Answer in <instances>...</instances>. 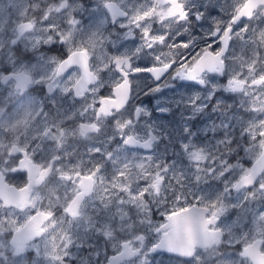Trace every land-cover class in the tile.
Instances as JSON below:
<instances>
[{"label":"snow or ice","instance_id":"1","mask_svg":"<svg viewBox=\"0 0 264 264\" xmlns=\"http://www.w3.org/2000/svg\"><path fill=\"white\" fill-rule=\"evenodd\" d=\"M147 79L203 90L157 105L178 129L132 103ZM4 92L0 264H264V0H0Z\"/></svg>","mask_w":264,"mask_h":264},{"label":"flooded vegetation","instance_id":"2","mask_svg":"<svg viewBox=\"0 0 264 264\" xmlns=\"http://www.w3.org/2000/svg\"><path fill=\"white\" fill-rule=\"evenodd\" d=\"M140 2H142V0H140ZM220 2H222V0H214V3H216L217 5H219ZM210 14L212 16L222 15V13H220V11H219L218 6L211 8L210 9ZM225 18H227V17H225ZM84 19H85V22H87V17H85ZM159 27H160L159 23H155L153 25L154 29H158ZM205 27H207V25H205ZM194 32L196 34H199L200 28L197 27L196 29H194ZM176 42L177 43L181 42V38H177ZM125 43L127 44V43H132V42H125ZM52 51L54 53H57V49L56 48H54ZM165 51H167V49H165ZM217 79H219L221 83H226V79L225 78H217ZM149 85H152V81L150 79L141 80L140 81L138 89H137L139 94L134 96V98L132 100V103L133 104H143L144 106H146L152 112V118L154 120L160 119V120L164 121L167 118L166 125L161 124L162 127H166L167 129H170L172 127V125L174 123H176V122H179L180 124H182L183 115L184 114H183L182 111H178V106H175L174 104L171 105L172 106V111L171 112H169V113H160V112L156 111L157 105L159 103L163 102V101H166V100L167 101H171L173 99H177L178 97H180L181 93L188 94V93H191L192 91H196V90L203 91L202 89H199L198 86L196 88L177 87L176 89H173V90L166 89V90H164L161 93H157V94H154V95H151V96L144 95V92L147 91V88H148ZM152 86H154V85H152ZM141 90H143V91H141ZM102 94L107 95L108 94V89L107 88L103 89L102 90ZM223 96L228 100L229 103L232 102L231 94L224 93ZM0 98H2V106L5 109H7V110H10L12 108V105L17 103V99L16 98L9 99L7 97V93L6 92L0 93ZM209 115L211 116L212 120H215L217 123H219V119H218L217 114H211L210 110H209ZM209 115H208V117H207V119L205 121L207 124L209 123ZM257 115L259 117H261L260 114H257ZM188 123H189L190 127L192 128V130L196 133L197 141H199L198 140V135H201L202 132L200 131V129H203V128L199 127L200 121L193 118L190 121H188ZM33 126L34 127H38L39 126V121H36ZM164 143H166V142H164ZM114 146L115 145H112V147H114ZM141 152L143 153V150H141ZM254 154H255L254 160H250L249 159V157H250L249 155L244 156L243 152L240 153V156H244L245 157V159L243 158V160H242V161H244V166L247 167V168L259 169L258 173H257L259 175L260 172H264V162H263L264 161V157H262L260 155V152H258V151H256ZM173 158H175L174 155H173ZM258 161H260V165H258ZM233 162H235V161L233 160ZM210 183L213 184V186H215V182H210ZM206 190H211V189H209L208 186H207ZM154 218L157 221L162 219L158 212L156 213ZM231 218H235V213L231 214ZM16 219L18 220V223H20V224L24 223V217H22V216L21 217H17ZM109 255H111V250H109ZM214 259L215 258H213V260ZM155 264H176V260H175V258L171 257V255L168 254V253H162V254L156 256Z\"/></svg>","mask_w":264,"mask_h":264},{"label":"rangeland","instance_id":"3","mask_svg":"<svg viewBox=\"0 0 264 264\" xmlns=\"http://www.w3.org/2000/svg\"><path fill=\"white\" fill-rule=\"evenodd\" d=\"M226 2V0H222V2H220L219 4H223V3H225ZM227 2L228 3H230L231 2V0H227ZM219 8V7H218ZM177 99H180V97H178ZM178 111H182L183 112V117L184 116H187L189 113H188V111H187V109H185V108H183V106H178ZM207 117H208V115H205V114H201V115H198V116H196L194 119H196V120H199L200 121V124H199V127H201V128H204L205 127V125L207 124L205 121H206V119H207ZM261 119H264V116H261L260 117ZM157 121H159L161 124H163V125H166V123H167V118L163 121V120H160V119H157ZM180 123L179 122H176V123H174L173 125H172V127L170 128V130H176V129H178L179 127H180ZM208 135H210V134H205V133H201V135H198V140L199 141H197V142H204L207 138H208ZM158 149L159 150H163L162 149V146H160V145H158ZM256 151H253V152H250L248 155L250 156L249 157V159L250 160H254V157H255V153ZM258 152H260V151H258ZM242 157H244V156H242ZM166 159H169V160H172V159H174L173 158V155H169L168 157H166ZM244 159H245V157H244ZM242 163L244 164V161H242ZM263 165V164H262ZM141 183H143V182H141ZM202 187H204L205 189L207 188V185H204V186H202Z\"/></svg>","mask_w":264,"mask_h":264},{"label":"water","instance_id":"4","mask_svg":"<svg viewBox=\"0 0 264 264\" xmlns=\"http://www.w3.org/2000/svg\"><path fill=\"white\" fill-rule=\"evenodd\" d=\"M263 160V159H262ZM264 162V161H263ZM258 165H260V161H258ZM263 167V166H262ZM261 168V167H260ZM259 170V169H258Z\"/></svg>","mask_w":264,"mask_h":264}]
</instances>
